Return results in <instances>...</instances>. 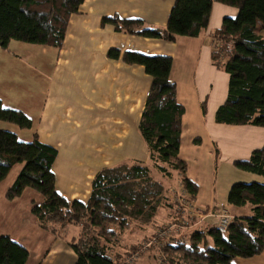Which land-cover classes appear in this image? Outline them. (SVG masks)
Wrapping results in <instances>:
<instances>
[{
  "label": "trees",
  "instance_id": "16d2710c",
  "mask_svg": "<svg viewBox=\"0 0 264 264\" xmlns=\"http://www.w3.org/2000/svg\"><path fill=\"white\" fill-rule=\"evenodd\" d=\"M217 1L236 7L238 13L224 17L213 37L212 61L218 65L217 58L224 57L222 70L229 76L227 95L216 110L215 121L264 128V38L259 34L264 30V0ZM83 2L0 0V47L7 48L11 40L62 46L69 19ZM212 5L213 0H176L165 29L145 27L140 19L116 16L106 17L104 22L113 23L119 31L174 41L180 35L199 36L208 27ZM218 41L220 47L216 45ZM226 47L229 50L224 55ZM109 55L119 57L120 52L112 49ZM123 58L128 63L143 65L153 78L139 126L149 146L150 164L135 162L102 169L92 181L86 202L58 192L53 171L58 155L55 147L40 141L37 134L32 141L24 142L16 133L0 129V183L16 164L23 163L6 197L12 200L27 188L35 189L43 199L32 203L31 212L42 228L67 239L70 226H78L80 233L69 243L77 255L75 264H121L133 250L132 245L126 244L128 233L140 229L142 224L156 223L167 188L163 180L154 177L153 168L166 179L178 173L182 188L192 199L199 190L198 183L187 175V161L180 157L186 107L177 97V83L171 79L173 57L125 52ZM203 111L206 112L205 103ZM0 120L20 128L32 127V120L24 112L4 107L1 99ZM233 163L264 176V145L254 149L248 159ZM182 194L178 193L183 198L178 206L186 214L191 202ZM227 203L235 207L250 204L253 213L233 216L226 231L217 226L195 229L186 239L169 241L155 253L165 254L171 264H234L238 257L261 254L264 183H233ZM222 208L228 211L225 205L211 209ZM29 256L28 249L11 236H0V264H26Z\"/></svg>",
  "mask_w": 264,
  "mask_h": 264
},
{
  "label": "crops",
  "instance_id": "0c3cea01",
  "mask_svg": "<svg viewBox=\"0 0 264 264\" xmlns=\"http://www.w3.org/2000/svg\"><path fill=\"white\" fill-rule=\"evenodd\" d=\"M175 1L84 0L79 11L72 14L69 19L62 46L42 45L43 55L50 54L54 59L50 66H45L42 61L35 65L39 71L40 85L32 92L33 106H29V109L20 106L17 102L18 99H24L23 97L15 101L13 97L6 98L0 95L4 107L20 110L32 120V127L28 131L27 128H20L11 122H2L3 120H0L1 129L12 130L19 137L22 135L24 140L37 134L40 141L57 149L58 155L53 171L56 175L57 190L64 197L86 202L91 194L94 177L104 168L135 162L150 164L149 146L141 135L139 126L153 78L143 65L126 62L123 58L125 52L173 57L171 79L177 83L178 97L179 82L174 77L175 59L179 51L184 54L185 46L193 43L200 53L203 50L208 52L210 68L222 73L224 87L219 103L224 102L229 87V76L213 64V37L224 17L237 15L236 7L213 0L208 27L197 37L183 38L180 35L174 41L119 31L113 23L104 22V18L116 16L123 19H140L145 27L165 29ZM259 34L264 38V30ZM112 49L120 52L119 57L109 55ZM0 55L3 57L5 52L0 50ZM8 59L15 61L13 56ZM205 101L203 99L201 103V119L207 124V120L205 121L207 112L203 111ZM216 110L212 114L216 113ZM184 117L180 157L188 163L182 154L184 133L188 130ZM213 122L217 123L215 114L210 117V123ZM229 127L233 135L235 131L241 134L240 137L232 138L234 143L231 146L235 148L236 156L240 153L237 148L238 143L234 140L243 139L244 143L239 146V149L244 150L243 153L248 151L250 153L251 149L264 145L263 127L251 125ZM196 138L200 137L192 135L189 141L195 143ZM210 138L216 146V140L211 133ZM242 156L246 159L250 157ZM235 160L238 159H232V163ZM60 162L64 166L62 171L56 168ZM18 164L22 169V163ZM21 169L14 174L6 187L0 189V220H6L10 216L18 217V220H22V225L14 231L4 229L0 234L11 236L28 249L30 256L26 264H75L77 255L69 243L80 233L78 226H70L67 239L57 237L42 228L37 217L31 212L32 203L41 202L43 199L35 189L27 188L21 196L12 200L6 197L7 190L14 183ZM187 175L198 182V177L190 175L189 164ZM166 180L164 183L167 197H175L176 193L182 192L194 206L192 208L197 218L194 219L193 225L188 227L189 229L207 230L218 225L219 217L209 215L207 212L215 206L225 205L224 202L219 204L214 197L210 201L202 199L200 187L194 198H190V194L182 188L179 174L176 172L173 173L172 179ZM225 206L232 216H250L253 213L250 204L242 207ZM162 208V205L158 208L156 222L162 217V213H165L166 218L171 215L167 211L162 212ZM203 213L208 215L201 217ZM234 264H264V251L250 258L238 257L234 259Z\"/></svg>",
  "mask_w": 264,
  "mask_h": 264
},
{
  "label": "rangeland",
  "instance_id": "374dc122",
  "mask_svg": "<svg viewBox=\"0 0 264 264\" xmlns=\"http://www.w3.org/2000/svg\"><path fill=\"white\" fill-rule=\"evenodd\" d=\"M183 38L194 37L183 36ZM21 43L23 45H20ZM220 44V41H218L216 45L220 47ZM42 47L40 44L17 40H11L7 48L0 47V50L5 52L3 57L0 55V95L6 96V98L13 97L15 101L23 97L24 99H18L17 103L26 109H29L31 105L33 106L32 96L34 95L32 92L40 85L38 82L40 75L35 65L42 61L44 62L43 64H46L45 66H50L51 61L53 62L54 59V56L50 54L43 55ZM185 49L184 54H181V51H179L175 59L174 75L175 79L179 82V101L184 103L187 109L184 115V122L188 126V130L184 133V148L182 154L188 160L190 175L192 177H198L197 183L200 187L201 198L210 201L214 197L217 203H225V205H228V193L233 183H264V176L233 165L232 159H246L245 157L242 158V155L250 156L252 152L249 153L248 151L243 153L244 150L239 149V146H242L244 143L241 138L240 140H234L238 143L237 148L240 153L239 156H236V150L232 147V143H234L232 138L240 137V132L235 131L233 135L229 127L230 125L215 122H213L214 124L210 123V117L215 114V112L212 114L213 111L222 103H219L224 87L222 73L216 71L215 68H210L211 62L209 61V54L206 50L200 53L193 43L186 45ZM226 50H229V47H226L222 51V54H227ZM11 56L15 57L14 62H12V59H8ZM224 59V57H221V59L219 57L217 58V63L219 64L216 65V62L213 64L219 69H222ZM207 94H209L208 98L206 97ZM203 99L204 101L207 99L205 101L207 106V117L205 121L207 120V124L201 119V103ZM198 115L200 116L199 119ZM215 124L217 125L216 127ZM29 129L27 128L26 131ZM210 133L215 138L214 140H216V146H214L210 138ZM192 135L193 137H200L199 141L191 143L189 139ZM33 139L34 137L24 140L22 135L19 137V140L24 142H30ZM251 151L253 150L251 149ZM56 168L62 171L64 169L63 163L60 162L57 164ZM20 169V164H16L11 169L5 181L2 182L3 184L1 183V190L6 187L7 183H9L14 174ZM153 175L165 182L167 181L155 168H153ZM176 194L178 196V193ZM165 198L163 197L164 200ZM162 203V212L167 211L171 215L166 218L165 213H162L159 221L154 224L152 223L151 226L140 224V229L128 233V240L126 241L128 243L126 244H132L133 250L125 256L121 264H171L165 254L162 252L155 253V251L162 248L169 241L186 239L193 232L194 229L192 230L188 227L193 225L195 221L192 218L196 219V216H194V212L192 211L186 214L181 211L182 207L178 206V197H167L166 201ZM14 218L10 216L6 220L1 219L0 231L4 229L14 231L21 227L22 220H18V217ZM161 230L167 231L164 237L159 236ZM131 239L135 240L132 241ZM150 242H152L151 245H148ZM61 257L59 256V258Z\"/></svg>",
  "mask_w": 264,
  "mask_h": 264
},
{
  "label": "built area",
  "instance_id": "2783aa9c",
  "mask_svg": "<svg viewBox=\"0 0 264 264\" xmlns=\"http://www.w3.org/2000/svg\"><path fill=\"white\" fill-rule=\"evenodd\" d=\"M184 195V193L182 194ZM182 201H183V198L180 196L178 197V202H180V205H182ZM179 205V207H180ZM189 211H192L194 212L191 204H190V208H189ZM183 213H185L183 211ZM209 215H216L219 217V222H218V225L217 227L221 230V231H226L229 224L231 223V220L233 219V216L230 215L228 213V211L225 209V208H222L221 211H218V212H215L213 209H211L210 211L207 212ZM208 214H201L200 216L203 217V216H207ZM194 216H196L197 218V215L195 214L194 212ZM195 218H192V220H194ZM167 231L166 230H161L160 233H159V236L160 237H164L166 235ZM152 242L148 243V245H151Z\"/></svg>",
  "mask_w": 264,
  "mask_h": 264
}]
</instances>
